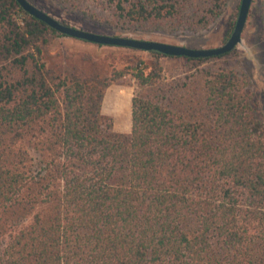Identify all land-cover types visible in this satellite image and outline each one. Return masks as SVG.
<instances>
[{
	"label": "trees",
	"instance_id": "trees-1",
	"mask_svg": "<svg viewBox=\"0 0 264 264\" xmlns=\"http://www.w3.org/2000/svg\"><path fill=\"white\" fill-rule=\"evenodd\" d=\"M54 1L117 35L207 29L229 2ZM59 37L0 0V264H264V106L236 48L167 77L158 51L118 67L104 50L137 49ZM128 75L120 132L102 108Z\"/></svg>",
	"mask_w": 264,
	"mask_h": 264
},
{
	"label": "rangeland",
	"instance_id": "rangeland-1",
	"mask_svg": "<svg viewBox=\"0 0 264 264\" xmlns=\"http://www.w3.org/2000/svg\"><path fill=\"white\" fill-rule=\"evenodd\" d=\"M39 8L48 12L55 18L73 26L90 31L109 33L114 32L95 27L87 22L76 19L73 15L67 13L65 9L54 0H29ZM242 0H229L224 13L216 19L207 29L200 31H178L171 34L163 32H124L122 35L133 36L137 38L157 40L174 44L186 45L192 48H209L224 44L230 37L232 31L231 25L236 23ZM253 0L250 13L244 28L243 39L245 46H238L239 59L234 63L242 65L244 69L252 76L255 88L259 91L261 102L264 106V30L259 17L252 15ZM235 26V25H234ZM71 47L78 50H96L94 45L86 44L70 37H59L55 40L52 48ZM114 53V62L118 67L124 66L128 56L139 55L141 58L149 60V52L132 51L120 49H107L101 54L102 59H106L107 54ZM107 58V62H110ZM164 73L167 77L177 76L183 68V63L177 58L164 56L162 58ZM138 90L135 78L131 75L120 79L112 84L106 92L103 103V113L113 120L114 130L125 131L132 124V97Z\"/></svg>",
	"mask_w": 264,
	"mask_h": 264
},
{
	"label": "water",
	"instance_id": "water-1",
	"mask_svg": "<svg viewBox=\"0 0 264 264\" xmlns=\"http://www.w3.org/2000/svg\"><path fill=\"white\" fill-rule=\"evenodd\" d=\"M17 1L30 15L42 20L59 33L72 38L83 39L103 46L127 47L146 52L158 51L168 56H187L191 58L220 55L230 52L238 46H245L243 32L253 3V0L241 1L235 26L224 44L209 48H192L181 44L86 30L55 18L29 0Z\"/></svg>",
	"mask_w": 264,
	"mask_h": 264
},
{
	"label": "crops",
	"instance_id": "crops-1",
	"mask_svg": "<svg viewBox=\"0 0 264 264\" xmlns=\"http://www.w3.org/2000/svg\"><path fill=\"white\" fill-rule=\"evenodd\" d=\"M106 96V95H105ZM131 102H132V100H131ZM104 106V105H103ZM131 115H132V109H131ZM131 127H132V124H131V126L128 128V129H126L125 131H120V132H129V131H131Z\"/></svg>",
	"mask_w": 264,
	"mask_h": 264
}]
</instances>
